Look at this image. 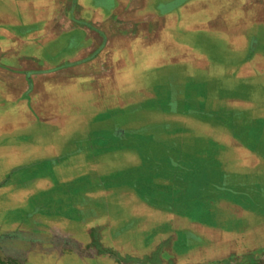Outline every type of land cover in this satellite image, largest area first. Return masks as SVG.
Masks as SVG:
<instances>
[{
	"label": "crops",
	"instance_id": "0c3cea01",
	"mask_svg": "<svg viewBox=\"0 0 264 264\" xmlns=\"http://www.w3.org/2000/svg\"><path fill=\"white\" fill-rule=\"evenodd\" d=\"M172 1L0 0V232L264 264V0ZM23 240L3 257L118 264Z\"/></svg>",
	"mask_w": 264,
	"mask_h": 264
},
{
	"label": "rangeland",
	"instance_id": "374dc122",
	"mask_svg": "<svg viewBox=\"0 0 264 264\" xmlns=\"http://www.w3.org/2000/svg\"><path fill=\"white\" fill-rule=\"evenodd\" d=\"M181 0H173L171 4H169L167 7L168 9L175 8L177 7L176 5L180 3ZM173 8V9H174ZM90 184V182L88 183ZM85 185H76L75 188L76 190L83 188ZM155 201L159 202L160 199H165V198H153ZM166 204L172 207H177V205L181 204V200L177 199V197H167L166 198ZM76 201V199H73V201ZM72 201V203H74ZM62 199L61 198H56L52 199L49 198L45 200L43 203L45 206H49L51 209H59V207L62 204ZM70 203V204H72ZM79 203V201H77ZM73 205V204H72ZM181 206V205H180ZM186 207V206H184ZM74 216V213L72 214ZM127 226L124 228H121L118 230V233L121 235L125 232L128 231ZM107 228H97L94 226L91 229H89V242L88 244H83V243H74V241L69 237V235L65 232L64 229H55L54 233L52 235H49L46 232H39L38 236L35 238L33 235L30 233H22V231L19 230H13L11 232L7 231L5 233L0 232V258L3 257V252L5 248H8V251H14L15 248V242L17 239L21 240H26L29 243H32L33 245H27L29 250H33L31 252H36V253H50V254H56L55 256H62L67 253H79V254H84L88 257H95L96 255H105L108 257H112L116 263L118 264H145L144 261H131L129 260V256H125L126 252L128 253V250H124L126 246H120V245H112L111 243H102L101 241H107V235H104L108 232ZM170 231V230H169ZM103 234V235H102ZM188 234L180 235L181 240L185 242H190L191 238H189ZM23 240V241H24ZM168 242L170 241V236ZM41 243V244H40ZM168 246L164 245L163 247L160 246L159 244L153 245V249L151 250L152 253H157V252H163L162 249L166 248ZM27 248V249H28ZM24 251L27 252L29 250ZM43 249V250H41ZM27 262L25 261H16V260H8V259H3L2 261L0 260V264H26ZM157 264L156 262H148V264ZM51 264H54V262H51Z\"/></svg>",
	"mask_w": 264,
	"mask_h": 264
}]
</instances>
